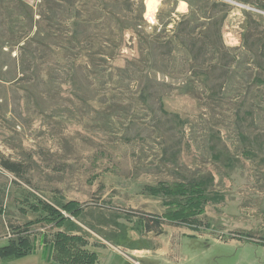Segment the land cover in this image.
<instances>
[{
  "label": "rangeland",
  "instance_id": "rangeland-1",
  "mask_svg": "<svg viewBox=\"0 0 264 264\" xmlns=\"http://www.w3.org/2000/svg\"><path fill=\"white\" fill-rule=\"evenodd\" d=\"M0 264H264V0H0Z\"/></svg>",
  "mask_w": 264,
  "mask_h": 264
},
{
  "label": "trees",
  "instance_id": "trees-1",
  "mask_svg": "<svg viewBox=\"0 0 264 264\" xmlns=\"http://www.w3.org/2000/svg\"><path fill=\"white\" fill-rule=\"evenodd\" d=\"M5 168L11 170V171H15V169L13 167H9L8 165H5Z\"/></svg>",
  "mask_w": 264,
  "mask_h": 264
}]
</instances>
